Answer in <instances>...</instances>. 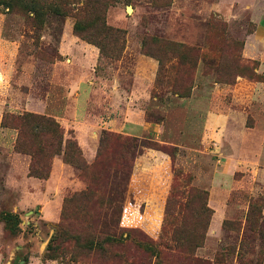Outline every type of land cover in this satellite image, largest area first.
<instances>
[{"label": "rangeland", "instance_id": "obj_1", "mask_svg": "<svg viewBox=\"0 0 264 264\" xmlns=\"http://www.w3.org/2000/svg\"><path fill=\"white\" fill-rule=\"evenodd\" d=\"M2 1L9 5L0 4V86L8 88L2 115L51 117L63 139L75 140L87 163L97 154L102 132L128 138L139 148L127 171H115L112 199L117 190L123 197L117 212L108 211L104 220L115 231L125 230L121 247L113 248L116 255L66 240L67 249L56 259H45L43 253L61 223L65 198L84 189L86 180L60 154H50L44 157L49 180L42 196L3 195L8 164L0 148V211L19 221L12 232L0 220V264H145L144 249L126 237V230L136 229L137 238L161 245L172 186L176 196L169 215L174 225L207 216L197 257L208 264H264V133L245 134L264 125V90L255 87L264 81V0ZM30 2L38 15L29 9ZM75 22L79 31L73 29ZM253 32L257 57L246 58L241 49ZM162 41L190 46L196 55L176 71L171 67L177 60ZM145 50L160 55L161 62ZM93 69L95 89L87 85ZM131 90L141 95L124 101L116 94ZM40 107L43 112L31 110ZM124 109L128 119L122 116ZM207 111L230 113L226 131L216 124L203 132ZM130 120L144 121L149 128L140 133L108 129L120 128L123 121L129 126ZM22 134L27 140L26 126ZM146 142L170 148L172 156L157 146H143ZM189 188L205 193L207 212L197 209L196 194L180 207ZM65 205L72 231L83 232L80 243L88 229L86 213L75 202Z\"/></svg>", "mask_w": 264, "mask_h": 264}, {"label": "trees", "instance_id": "obj_2", "mask_svg": "<svg viewBox=\"0 0 264 264\" xmlns=\"http://www.w3.org/2000/svg\"><path fill=\"white\" fill-rule=\"evenodd\" d=\"M0 4L9 8L7 2L2 1ZM30 4L31 6H29V9L37 14L38 8L34 5V2H30ZM47 8L55 13H60V11L55 8L54 4H47ZM102 27L105 31L109 29L105 26ZM73 29L79 31L76 22L73 25ZM161 44L167 52H172L174 54L177 61L175 66H172L171 68L176 71H178L177 67H179L180 64L184 61L190 63L189 58L192 56L195 57L196 55V52L192 47L182 43L162 41ZM145 51L147 54L149 53L150 55H153L159 63L161 62L160 55L148 52V50ZM194 57H192V59ZM255 80L258 79L255 77ZM187 92H178V96H185L187 95ZM0 125L3 127H10L17 131L12 148L17 152L29 156L27 176H32L38 179L47 178L48 168L44 162V157L49 156L50 154H60L62 161L76 166L79 169L81 177L86 180V186L84 189L74 192L69 197L65 198V202L77 203L76 207L86 213L85 220L86 226H88V229H86V236L81 239L82 241L80 243H77L78 237H80V232L82 231H72L74 228H72V221L68 220L67 213L65 212L66 205L64 202L60 216L61 223L59 222L55 235L49 240L45 252L43 253V258L56 259L64 249H67L65 245L69 243H67L66 240H71L72 244L76 242L75 245L77 246L98 250L99 253L102 254L107 252L110 255H116L113 248L120 245L122 232L125 230H123L122 227H119L115 231L114 228L109 225L110 221L107 224L104 220L106 219L108 211H113L114 213L117 212V209L120 208L118 199L120 200V198L123 197L121 190H117L112 199L116 180L115 171L120 173L127 171L125 167H130L132 159L139 147L136 148L133 143L128 141V138L122 139L118 134L114 135L110 132H102L103 134L99 141L97 154L90 163H87L83 160L75 140L71 137L63 139V131L61 127L55 120L47 115L26 112L22 114V116L16 117L10 114H4L1 117ZM24 126L27 127V140L24 139L22 134ZM42 137H45V139L42 140ZM143 146H157L156 149L172 156L170 148L160 145L158 146L154 142H146ZM127 153H129V156ZM193 194H196L200 198V202L198 201L197 205V209L200 213L207 212L208 208L204 201L205 193L202 190L189 188L186 191L185 200L182 202L183 206L180 207L185 208V204H189ZM175 196L176 192H174V187L172 186L166 200L165 215L160 228V238L165 239L161 242L162 246L160 243H155L153 240L144 238L141 235L137 238L136 229L131 228L130 230H126V237H131L132 240L134 239L136 245L140 247L142 246L141 248L145 251V258H142V263L205 264L206 262L204 259L195 255V250L202 245L207 216L204 217V219L202 218V220H198L197 217H194L193 220L187 224L182 223L186 220L183 218L179 225H174L170 218L169 211L175 201ZM112 202L113 206H111ZM78 204L81 205L83 209L79 208ZM188 214L189 212L187 215ZM0 220L3 221L5 227L9 231L16 232L18 230L17 225L19 221L11 212L0 211ZM110 220L115 219L111 218ZM101 226L104 231L100 232ZM106 247L107 251H105ZM167 250H172L175 253L171 255ZM177 261H179V263H177Z\"/></svg>", "mask_w": 264, "mask_h": 264}, {"label": "crops", "instance_id": "obj_3", "mask_svg": "<svg viewBox=\"0 0 264 264\" xmlns=\"http://www.w3.org/2000/svg\"><path fill=\"white\" fill-rule=\"evenodd\" d=\"M215 6H217V10H219V7L221 5L219 4H215ZM255 33H250L249 35H247L244 39L243 42V46L241 49V53L243 54V56H245L246 58H255L257 57V50H255V48L253 46H251V43H253V39L252 37H254ZM63 40V39H62ZM61 40V41H62ZM71 42L75 43V40H73V38L70 39ZM94 55H95V50L93 51ZM97 79L96 74L94 73V69L92 70L91 73V77L88 80V84L90 85L88 87H93L92 89H95V86L97 85V83L95 82V80ZM95 85V86H91ZM0 85L1 81H0ZM110 85V84H109ZM3 86H0V117L2 115L3 109L2 106L4 107L6 104H4V101H7V95H8V88H6L5 90L2 89ZM113 88H116V86L112 85ZM256 88H259L260 90H264V81L259 82L258 84H256L255 86ZM138 90H136V92L134 90H131L129 92H124V94L120 97V91H117V96H119V98H123L124 101L131 100L132 97H137V95H141L140 93H137ZM87 95V93H86ZM193 96L189 97V98H185L184 101H186V103L190 102L193 100ZM32 111H36V112H43L42 107H40L39 109H32ZM30 110V111H31ZM230 113L225 112V113H209L207 111V113H205L204 115V119H203V132H209V130L212 128V126L216 124H221V129L223 126V130L226 131V128H224V126H226V124L229 122V117ZM122 116L124 119H128V112L127 109L123 110L122 112ZM111 119L104 120L105 125L108 124V122L110 123ZM131 121V120H130ZM136 122V123H134ZM128 123V122H127ZM125 122H121L120 124V128L119 127H115V128H111L109 127L108 129H112L114 131H118V132H123L124 128L129 129V131H137V132H143L145 131L147 128H149V126H147L148 124H146L144 121H131V123H129L130 125L125 126ZM211 126V127H210ZM208 127V128H207ZM253 131H256L257 133H260L261 136L264 133V125L260 126L257 125V127L253 130H248L247 132H245V134L249 135V133H252ZM221 133V131L219 132ZM218 134V133H217ZM250 136V135H249ZM15 139V131L14 129L11 128H7V127H3L0 125V148H3L4 154H2L1 159H6L7 160V170L5 171V176H4V186H3V195L6 194H12L15 193L16 195L22 197V196H32V197H37V196H42L44 194V192L47 190V183H48V178L47 179H38L32 176H27V163L29 161L27 155L17 152L15 150H13L12 145ZM52 176V173H51ZM50 178V177H49ZM127 197H131V193H127ZM0 262H1V255H0ZM4 264H12V261L9 260L7 262H4Z\"/></svg>", "mask_w": 264, "mask_h": 264}, {"label": "water", "instance_id": "obj_4", "mask_svg": "<svg viewBox=\"0 0 264 264\" xmlns=\"http://www.w3.org/2000/svg\"><path fill=\"white\" fill-rule=\"evenodd\" d=\"M19 262H20V263H22V262H23V260H20Z\"/></svg>", "mask_w": 264, "mask_h": 264}]
</instances>
